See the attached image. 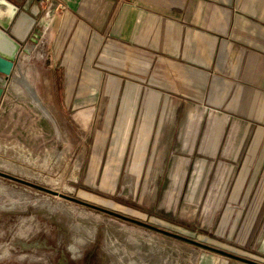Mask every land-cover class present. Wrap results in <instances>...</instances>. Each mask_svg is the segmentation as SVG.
<instances>
[{"label":"rangeland","instance_id":"obj_1","mask_svg":"<svg viewBox=\"0 0 264 264\" xmlns=\"http://www.w3.org/2000/svg\"><path fill=\"white\" fill-rule=\"evenodd\" d=\"M34 28L0 94V171L26 181L0 175V264H264L252 122L112 49L64 74Z\"/></svg>","mask_w":264,"mask_h":264},{"label":"crops","instance_id":"obj_2","mask_svg":"<svg viewBox=\"0 0 264 264\" xmlns=\"http://www.w3.org/2000/svg\"><path fill=\"white\" fill-rule=\"evenodd\" d=\"M0 14L20 43L44 26L64 74L112 49L146 80L161 72V88H177L181 105L207 98L264 138V0H0ZM23 48L28 56L36 45Z\"/></svg>","mask_w":264,"mask_h":264},{"label":"water","instance_id":"obj_3","mask_svg":"<svg viewBox=\"0 0 264 264\" xmlns=\"http://www.w3.org/2000/svg\"><path fill=\"white\" fill-rule=\"evenodd\" d=\"M10 21H11V17H7L5 20H1L0 19V89L6 87V85L9 83V81H10V79L12 77V74H13L15 63H16L17 58L19 56V52H20V50L22 48L21 43L16 41L6 31L7 27L10 24ZM0 175L1 176H7V177H10V178H13L15 180L22 181V182H26L24 180H21V179H19L17 177H13V176L8 175L6 173H3L1 171H0ZM36 187H38L40 189H43V190H46V191H49L51 193H55V191L49 190V189L41 187V186H36ZM59 196H62L63 198H66V199H69V200H74V201L80 202L79 200H76L75 198H72V197L67 196V195L59 194ZM82 203H84V202H82ZM108 212L112 213V214H115L117 216H121V217H123L125 219L138 222V221H136L134 219H130V218L126 217V216H122V215L114 213L112 211H108ZM167 233H169V232H167ZM170 234H172V233H170ZM172 235L181 237V236L176 235V234H172ZM181 238H183V237H181ZM245 260L249 261L251 263H254V264H258L257 262H254V261H251V260H247V259H245Z\"/></svg>","mask_w":264,"mask_h":264},{"label":"bare ground","instance_id":"obj_4","mask_svg":"<svg viewBox=\"0 0 264 264\" xmlns=\"http://www.w3.org/2000/svg\"><path fill=\"white\" fill-rule=\"evenodd\" d=\"M24 49V48H23Z\"/></svg>","mask_w":264,"mask_h":264},{"label":"built area","instance_id":"obj_5","mask_svg":"<svg viewBox=\"0 0 264 264\" xmlns=\"http://www.w3.org/2000/svg\"><path fill=\"white\" fill-rule=\"evenodd\" d=\"M18 59V58H17Z\"/></svg>","mask_w":264,"mask_h":264}]
</instances>
